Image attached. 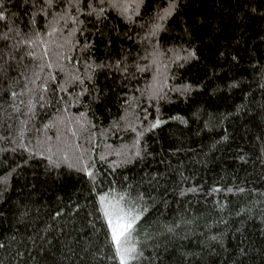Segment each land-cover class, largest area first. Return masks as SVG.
I'll list each match as a JSON object with an SVG mask.
<instances>
[{
	"label": "trees",
	"instance_id": "1",
	"mask_svg": "<svg viewBox=\"0 0 264 264\" xmlns=\"http://www.w3.org/2000/svg\"><path fill=\"white\" fill-rule=\"evenodd\" d=\"M18 2L11 0L12 11H19ZM145 3L149 5L146 17L155 0ZM138 31L112 16L102 31L88 36L94 40L90 54L97 62L123 55L121 49L140 51L142 56ZM156 39L162 48L181 43L198 47L196 58L169 70L170 88L186 82L202 87L184 95L169 90L167 98L159 101L158 112L155 102L145 101L141 106L148 112L145 126L157 116L163 121L143 135L146 151L152 155L135 159L114 174L102 165L97 186L107 188L112 180L119 185L125 176L138 180L146 170L164 173L146 192L148 210L137 231L141 245L151 247L143 248L144 259L138 264H264V143L257 139L264 133V116L257 112L254 117L252 112L264 108V80L258 75L264 71V0H179L177 12ZM109 71L116 72L100 70L91 85L92 96L98 89L100 100L82 97L97 129L108 128L121 112L122 93L136 85L143 87L153 70L130 80L120 75L113 79ZM231 81L236 84L230 86ZM81 110L80 104L71 106L73 112ZM177 114L187 123L169 119ZM48 135L54 136L55 129L48 130ZM130 139L127 136L125 142ZM107 141L118 146L119 132L108 133ZM21 155L16 153L15 163ZM180 173L187 179L182 180ZM83 181L74 173L55 180L46 177L39 157L22 165L10 180L6 198L0 200V264H113L108 259L112 253L105 244V229L100 222L89 223L95 219L88 215L93 211L89 206L93 194ZM180 184L198 185L201 191L183 197L169 191ZM215 185L219 189L209 193ZM229 187L233 191H226ZM76 204L81 207L75 208ZM20 212L27 215L21 217ZM177 219L191 223L178 225L177 233L164 232V224ZM212 233L221 240H209Z\"/></svg>",
	"mask_w": 264,
	"mask_h": 264
},
{
	"label": "snow or ice",
	"instance_id": "2",
	"mask_svg": "<svg viewBox=\"0 0 264 264\" xmlns=\"http://www.w3.org/2000/svg\"><path fill=\"white\" fill-rule=\"evenodd\" d=\"M148 6L145 0H19L16 4L19 11H12L11 0H0V85L3 86L0 89L3 92L0 96V145H3L0 153L9 156L7 160L0 156V172H3L0 174V200L6 198L14 174L34 157L43 162L46 177L55 180L74 173L84 178L83 182L93 194L89 205L93 211L88 215L95 219L89 223L100 222L105 229V244L110 246L112 253L108 259L113 264L116 261L138 264L144 259L143 248L151 247L139 242L138 222L148 210V186L153 181L158 182L164 173L146 170L138 180L125 176L119 185L112 180L110 186L104 188L97 186L101 166L107 165L114 174L117 168L133 160L152 155L146 151L143 135L163 121L157 116L145 126L143 121L148 112L141 108L145 101L148 105L155 102L158 112L159 101L167 98L169 90L184 95L193 88L202 87V84L186 82L170 88L169 70L196 58L198 47L181 43L162 48L156 39L177 12L179 0H155L145 17ZM112 16L128 22L129 30L131 27L140 29L136 38L144 45L142 56L140 51L133 54L131 49H121L123 55L117 53V58L97 62L90 54L94 40L88 36L102 31ZM89 24L93 26L91 29ZM236 59L234 56L233 60ZM254 63L259 66L258 61ZM105 68L115 69V73L109 71L108 75L113 79L120 75L122 80H130L133 75L146 73L148 69L153 71L143 87L136 85L131 92L122 93L121 112L109 121L108 128L97 129L82 97L102 98L98 89L97 95L92 96L91 85L95 84L96 74ZM258 75L264 80V71ZM234 84L236 81L230 82V86ZM77 104L82 110L71 111V106ZM252 112L254 117L257 112L264 116V108ZM42 115L47 119L42 120ZM169 119L183 120L178 114ZM183 122L187 123L186 120ZM51 129H55L54 136L48 135ZM116 132L121 137L118 146L107 141V134ZM127 136L131 139L125 142ZM257 139L264 143V133ZM97 149L101 150L98 152ZM17 152L22 154L18 164L13 160ZM180 176L182 180L187 179L183 173ZM142 187L145 191H140ZM219 187L215 185L208 191L211 193ZM169 191L183 197L185 193H196L201 189L198 185L185 187L180 184ZM226 191L233 189L229 187ZM15 206L18 207L19 202ZM216 206L223 208L222 204ZM80 207V204L75 205V208ZM26 215V212H20L21 217ZM185 223H191V220L177 219L174 223L164 224L163 230L174 234L179 231L178 225ZM208 239L220 241L221 236L212 233Z\"/></svg>",
	"mask_w": 264,
	"mask_h": 264
}]
</instances>
